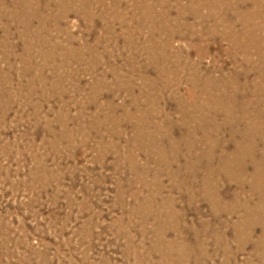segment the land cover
I'll return each mask as SVG.
<instances>
[{
	"label": "rangeland",
	"instance_id": "obj_1",
	"mask_svg": "<svg viewBox=\"0 0 264 264\" xmlns=\"http://www.w3.org/2000/svg\"><path fill=\"white\" fill-rule=\"evenodd\" d=\"M0 264H264V0H0Z\"/></svg>",
	"mask_w": 264,
	"mask_h": 264
},
{
	"label": "bare ground",
	"instance_id": "obj_2",
	"mask_svg": "<svg viewBox=\"0 0 264 264\" xmlns=\"http://www.w3.org/2000/svg\"><path fill=\"white\" fill-rule=\"evenodd\" d=\"M257 236V235H256Z\"/></svg>",
	"mask_w": 264,
	"mask_h": 264
}]
</instances>
